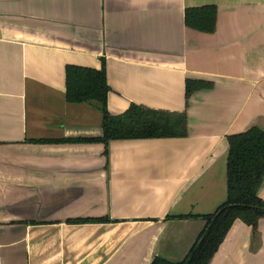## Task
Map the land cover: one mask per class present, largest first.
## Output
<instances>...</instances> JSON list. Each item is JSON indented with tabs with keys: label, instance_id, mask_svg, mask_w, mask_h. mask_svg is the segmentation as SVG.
<instances>
[{
	"label": "crops",
	"instance_id": "crops-1",
	"mask_svg": "<svg viewBox=\"0 0 264 264\" xmlns=\"http://www.w3.org/2000/svg\"><path fill=\"white\" fill-rule=\"evenodd\" d=\"M205 6L215 31L186 28ZM103 65L111 116L185 113L186 137L110 141L106 156L43 143L102 137L94 104L65 101V70ZM186 80L213 86L186 102ZM251 128L264 131V0H0V264L182 262L227 200V137ZM209 264H264V219L236 220Z\"/></svg>",
	"mask_w": 264,
	"mask_h": 264
},
{
	"label": "trees",
	"instance_id": "trees-1",
	"mask_svg": "<svg viewBox=\"0 0 264 264\" xmlns=\"http://www.w3.org/2000/svg\"><path fill=\"white\" fill-rule=\"evenodd\" d=\"M216 16L214 6L187 9L184 25L199 33L212 34ZM65 81V101L76 105L94 104L102 116L103 135L99 139L43 143H102L106 156L110 141L180 139L187 135L185 113H168L132 105L123 115L111 116L107 110L110 90L104 65L99 71L68 66ZM212 86L205 81L186 80V102L195 92L209 90ZM227 143V200L212 214L200 217L205 223L204 228L182 262L172 263L156 258L151 264H209L236 220L256 229L258 222L264 219V201L257 196L264 179V131L251 128L227 137ZM187 218L191 217L176 219Z\"/></svg>",
	"mask_w": 264,
	"mask_h": 264
}]
</instances>
